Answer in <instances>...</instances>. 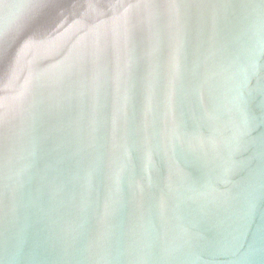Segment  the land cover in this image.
<instances>
[{
    "label": "water",
    "instance_id": "1",
    "mask_svg": "<svg viewBox=\"0 0 264 264\" xmlns=\"http://www.w3.org/2000/svg\"><path fill=\"white\" fill-rule=\"evenodd\" d=\"M0 264H264V0H0Z\"/></svg>",
    "mask_w": 264,
    "mask_h": 264
}]
</instances>
